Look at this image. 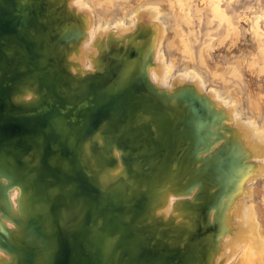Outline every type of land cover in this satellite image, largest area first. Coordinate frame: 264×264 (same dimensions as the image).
<instances>
[{"label": "water", "instance_id": "1", "mask_svg": "<svg viewBox=\"0 0 264 264\" xmlns=\"http://www.w3.org/2000/svg\"><path fill=\"white\" fill-rule=\"evenodd\" d=\"M85 18L70 0H0V250L7 264H203L189 236L208 233L206 194L231 186L194 126L209 107L156 85L132 34L86 67ZM171 195L184 222L163 213Z\"/></svg>", "mask_w": 264, "mask_h": 264}, {"label": "bare ground", "instance_id": "2", "mask_svg": "<svg viewBox=\"0 0 264 264\" xmlns=\"http://www.w3.org/2000/svg\"><path fill=\"white\" fill-rule=\"evenodd\" d=\"M165 1L168 2L169 7L164 6ZM188 1L105 0L96 8L94 0H70V5L79 14L86 17L84 20L87 28L86 39L92 37L102 43L108 39L111 33L116 34L117 37L134 35L135 45L138 48L141 50L151 49L152 61L150 60L149 72L150 70L155 72L157 79L158 75L162 77L165 74L162 77L164 79L167 76L166 73H162L164 68H161V64L166 62L164 59L167 50L177 46V50L182 53L186 54L191 51L190 39L187 40L175 23L174 25L169 23L175 17L176 11H180L182 18L188 24L196 25L195 27L191 26L192 36L196 48L199 49V62L207 69H211L213 66V54L228 40L230 42L227 44L233 46L237 41L247 39V29L240 27L242 20L247 16L238 15L235 18L228 13L229 10L232 13L235 12V8L231 5L237 0L200 1L204 2L212 13V20L209 19L211 16L206 18L211 27L214 19L218 20L215 32L208 28L207 31H203L205 23L202 18H199L201 9L199 7L188 8L187 4H190ZM134 2L137 3L135 6H133ZM222 3H225L226 6L224 7ZM185 6L187 7L185 8ZM115 9L120 13L118 20H114ZM190 10L192 11L190 12ZM260 12V15H255L252 18L250 26L251 41L256 45L257 53L243 52L242 56L232 64L233 73L231 76L238 81L237 83L230 82L231 80L225 77L226 74L213 73V78L222 81L221 86L213 85L211 80L207 79L206 72L197 68L195 62L191 64L189 61H185L188 58L177 59L173 55L167 57L169 68L177 67L176 65H179L180 62L181 67L177 73V68L173 69L174 74L176 73L175 78L169 75L172 69L167 74L173 78L171 89L160 85V83L165 84L161 82L162 79L159 84L155 82L170 92L176 91L183 85L189 86L187 93H191L192 90L198 92L195 94L198 98L197 106L204 107L205 103L209 108L205 109L204 107V109L209 116L206 117L207 120L205 118L196 120L194 126L197 130L202 129L201 134L204 142L209 144L208 150L211 149L215 152L208 159L210 165H217L221 169L228 168L226 174L231 186L227 190V194H222L216 189L206 194L212 203L210 215L207 216V235L203 238L198 232H194L189 236V245L195 252V258L203 260V264H264V209L261 204L264 199H261L260 202L257 199V195L264 191V86H262V94L259 93L256 98L251 97L250 85L246 79L247 71L253 72L259 79H264V8ZM193 15L198 18L196 23L192 20ZM125 22L129 23L130 27L126 26ZM82 52L80 44L73 53L81 56L84 55ZM192 52L193 50L190 56H194ZM157 59L158 66L156 65ZM192 59L195 60V56ZM152 75L154 76V74ZM166 80L168 81V79ZM155 81L157 80L155 79ZM167 81H165L166 84L172 83L171 81L167 83ZM246 94L248 95L246 99L248 104L243 100ZM208 102L212 107L208 105ZM218 130L226 134L227 143L217 139ZM198 150L200 149L197 148L196 151L198 152ZM216 150L218 151L216 152ZM252 160L259 161V165L252 163ZM171 187L180 189V193L186 192L183 182L178 176L172 180ZM174 203L175 201L172 202L173 205ZM168 204L163 211L166 216L169 209ZM176 216L180 217L177 222L187 220L185 217L187 215L182 211L176 212ZM205 241L208 249L199 250L197 253V245H205ZM10 259L9 254L0 250V264H7Z\"/></svg>", "mask_w": 264, "mask_h": 264}, {"label": "rangeland", "instance_id": "3", "mask_svg": "<svg viewBox=\"0 0 264 264\" xmlns=\"http://www.w3.org/2000/svg\"><path fill=\"white\" fill-rule=\"evenodd\" d=\"M104 1L105 0H94L95 7L98 8L100 4H103L104 3ZM200 1L201 0H194V1L193 0H191V1L189 0L188 3H190V4H187V6H188V8L193 7V9L199 7L201 9V11L199 12V18H202L203 21H204V23L207 24V22L209 20L206 21V18H208L209 16L212 17V13L210 12L209 8L205 5V3L204 2H200ZM161 2H163V1H161ZM136 4L137 3L134 2L133 3V6H135ZM222 4H223L224 7L226 6L225 3H222ZM164 6L165 7H169L167 1L164 2ZM187 6H185V8ZM205 7L207 9V11H206L207 13L205 12V10H206ZM231 7H234L235 8V12L232 13L229 10L228 11L229 15L232 14L235 18L238 15L247 16V18H245L244 20H242V23H241V26H240L242 29L243 28L247 29V39L246 40L241 39V40L237 41V43H235V45H233V46L230 45V44H227V43L230 42V40H228L225 43V45L220 48L221 50L220 49H217L216 53L213 54L214 55L213 56V64H212L213 66H212L211 69H207L205 66L201 65V63L199 62V58H198V56H199V49L196 48V46L194 44L193 36H192V30L193 29L191 28V26H193V24H188L187 21L182 18V14L180 13V11H176L175 12L176 13L175 14V17L173 19H171L169 21V23L172 24V25H174V23H175L179 27V29L184 33V35L186 36L187 40L189 41V39H190L189 44H190V47H191V51L193 50L192 53H194L195 60L192 59V58H194V56H190L191 55V51H190V53H186V54L185 53H182V51L177 50V48H176L177 46H175L171 50H167V53H165L166 57L164 59L166 62H162V64H161V68H164V71H162V73L163 72L166 73V76L167 77H164V79H163L162 77L165 74L162 75V77H159V75H158V79H157L156 78L157 76H155L156 73L155 72H152V70H150L149 73H150V76H151V79L153 80V82L154 83L155 82H158L157 84H159V82L162 79L161 82H164L165 84L162 85V83H160V85L161 86H164L165 85L164 87H166V88L169 87L171 89V87L173 85V78H175L174 75L179 71V69L181 67V65H180L181 62H180L179 65L177 64L176 65L177 67H175V68H177V71H176L175 74H174V70H173L175 68H173V67L172 68H169L170 67L169 66L170 64L167 61V57H169V55L170 56L173 55L177 59L178 58H181V57L182 58H184V57L185 58H188V60L186 59L185 61H189L191 64H193V62H195L196 65H197V68H199L200 70L206 72L207 79L208 80H211V82L213 83V85L221 86V84H222V81L221 80H216L215 78L212 77V74L213 73H219V74H224V75L226 74L225 77L228 78L229 80H231L230 82L237 83L238 81L236 79L232 78L233 76H231V74L233 73L232 64H234V62L237 61L240 56H242L243 52H247L248 54H255V53H257L256 45L253 44V42L251 41L252 35H251V32H250V26H251V23H252V18L255 15H260L261 14L260 11H261V9L264 8V0H237L235 3H232ZM191 11L192 10H190V12ZM202 13H203V15H202ZM114 14H115L114 16L116 18V19L114 18V20H118V18L120 16L119 10L115 9V13ZM200 14H201V16H200ZM211 17H209V19L212 20L213 17L212 18ZM192 20L195 21V23H196V21L198 20V18L197 17H194V15H193V19ZM181 22H182V24H181ZM213 23H215V24H213ZM217 23H218V20L217 19H214V21L212 22V25H213L212 27H211V24H209V22H208L207 25L204 24L205 26L203 25V31L204 32L207 31V28H208L209 30L215 32L216 31V27H217ZM125 24H126V26H129L130 27L129 23L125 22ZM195 26L196 25H194L193 27H195ZM125 32H128V31H125ZM189 34H191V35H189ZM89 38H91V39H89ZM89 38H87L86 40L82 41V43H81V48L83 49V52L82 53L84 55H81L80 56V55H78L76 53H73L74 54L73 57L75 59H79L82 62V64L84 62H87L85 64L86 67H89L88 62L91 61L94 58V56L97 54L96 48L100 44V41H97L96 39H94L92 37H89ZM203 39H205V38L203 37ZM192 42H193V44H192ZM88 50H91V51H88ZM187 56H190V57H187ZM158 63H159V61L157 59V62H156V65L157 66L159 65ZM170 69H172V70L170 71ZM161 70H163V69H161ZM168 72L171 73V74H169ZM152 74H154V76ZM167 74L173 76V78L170 77ZM246 75H247L246 76V79L249 82L250 89H251L250 90L251 97L256 98L259 93L262 94V92H263L262 91V86H264V79L263 78L262 79H259V77L256 74H254L253 72H250V71H247V74ZM168 77L171 78L172 80H170ZM155 79L157 81H155ZM166 79H168V81ZM163 80L167 81V83L169 81H171L172 83L169 82V84H166V82L163 81ZM166 85H169V86H166ZM170 85H171V87H170ZM169 88H167V89H169ZM247 98H248V95L246 94V97H244L243 100L246 101ZM246 104H248L247 101H246ZM251 162L259 165V163H258L259 161L257 162V161L252 160ZM10 197H11L12 201L15 202V200H16V193L15 192H12L10 194ZM170 199L167 202V203H169L168 204V208L169 209L167 208L168 209L167 210V212H168L167 213V216H170V215L176 213V212L174 213V207H173L174 205L172 204L173 201L177 200L176 199V196L171 195V198ZM257 199H258L259 202L261 201V199H264V191L262 192V194L257 195ZM261 204H262L263 209H264V202L261 203ZM169 205H170V207H169ZM171 209H173V210L171 211ZM163 213H165V212H163ZM165 216H166V214H165ZM178 218L180 219V217H178ZM178 218H177V220H179ZM263 220H264V216H263Z\"/></svg>", "mask_w": 264, "mask_h": 264}]
</instances>
